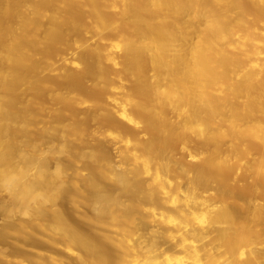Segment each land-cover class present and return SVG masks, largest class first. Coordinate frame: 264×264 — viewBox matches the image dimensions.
Wrapping results in <instances>:
<instances>
[{
	"label": "bare ground",
	"instance_id": "1",
	"mask_svg": "<svg viewBox=\"0 0 264 264\" xmlns=\"http://www.w3.org/2000/svg\"><path fill=\"white\" fill-rule=\"evenodd\" d=\"M83 187L109 235L65 229ZM0 196L98 264H264V0H0Z\"/></svg>",
	"mask_w": 264,
	"mask_h": 264
},
{
	"label": "rangeland",
	"instance_id": "2",
	"mask_svg": "<svg viewBox=\"0 0 264 264\" xmlns=\"http://www.w3.org/2000/svg\"><path fill=\"white\" fill-rule=\"evenodd\" d=\"M66 50H68V49H66ZM66 50H64V51L67 52L69 55L76 52V50H68V51H66ZM49 76L51 77L52 74H50ZM36 124L37 123L34 122V124L32 126L35 125L38 127V129H39V127L42 126V123L40 125L39 124L36 125ZM55 142L57 144H62L61 140L55 141ZM107 143L109 145H112V146H109V145L108 146H109V148H111L110 150L114 151L113 150V143H112V140L110 138L107 139ZM84 144H85V142H76L74 144V147H73L71 154L56 153V156H55L52 164L55 165L56 163L62 162L63 164L68 165V167H69L68 168V175H69V177H71L70 174H73L72 173L73 170L82 165V163L80 161H76V155L81 150V148L84 146ZM191 146H193V145H191ZM41 147H43V145L40 146V148ZM181 154H182V151L180 149H177L176 155L180 156ZM38 155L40 157L42 156L40 150L38 152ZM82 169L84 171L83 172L84 174L87 175L89 173V170L87 167H82ZM182 182H183L182 185H184V186L187 183L185 179L182 180ZM108 183L106 182V186L112 187V184L111 183L108 184ZM210 191H212V188L210 190H208V192H210ZM92 194H93V192L91 191L90 188L83 187L81 190L73 189L72 192L66 196V198L64 197L61 200L62 204L60 202V205H61L60 207H62V209H63L62 210V216L64 215L63 217L66 219V223L64 226L68 232L70 231L69 233L76 232V231L83 232L87 228L92 233H96L97 231L101 232V230L104 229L105 231L103 230L102 231L103 233H108V235L110 234V232H109L110 228H108V226L106 227L105 225H101V224L99 225L98 223H95V222L93 224L92 223L87 224V222L84 219V215L86 213L88 214V212L90 211V205H88L87 201L92 197ZM241 196L243 197V195H241ZM1 198H3V197L0 196V199ZM52 208H53V206H52ZM52 208H51V205L46 206L44 213H42V215H41L40 221L38 219H33L32 221H29L30 222L29 223L30 228H29V231H27V232L23 231V230H25V228L22 227L21 224L25 225L28 222H25L23 220L16 221L15 229H9V228L5 227L6 225L4 226V224H5L4 220L5 219H4V217H2L3 215L2 216L0 215V229H2V236H3L2 241L0 238V251H1L0 255L3 254L2 249L4 247L9 248V249L7 248V250L9 252L8 253L4 252L5 253L4 256L2 255L3 258H1L2 260H0V264H24V263L25 264H42V263L43 264H57V263H59V262L52 261L53 255L56 256L59 261L63 262V264H73L76 262V257H77L79 252L80 253L82 252V254H84V256L88 262L87 264H98L97 263L98 260L96 259L98 254L95 253L94 251H89V252L84 253L85 250L82 249L81 247H79L78 245H75L72 247V245L69 244L73 248V250H72L69 247H67L68 246L67 242H65L62 239L59 240L58 243L54 242L55 236H53V234H52L53 232L51 231V224H52L51 223L52 222L51 209ZM49 223H51V224L47 225ZM150 228H152V227H150ZM19 229H21V230L23 229V230L21 231ZM30 238H32L33 241ZM48 238H49V240H47ZM108 239H109V237H103L101 239L102 247L100 250L102 253H109V252H111V249H114V248H112L114 243ZM27 240H28V244H27ZM38 240H40L39 242H41L43 245L41 250H37L32 245V243L34 241H38ZM58 244H60L61 246ZM62 245H63V247H62ZM65 248H67L68 252ZM117 251H118L117 249L113 250V252L116 254L118 253ZM41 254H43V255H41ZM16 260H18V261H16ZM19 260H20V263H19Z\"/></svg>",
	"mask_w": 264,
	"mask_h": 264
}]
</instances>
